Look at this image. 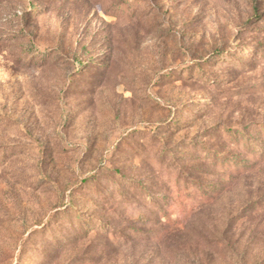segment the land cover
<instances>
[{"label":"rangeland","instance_id":"rangeland-1","mask_svg":"<svg viewBox=\"0 0 264 264\" xmlns=\"http://www.w3.org/2000/svg\"><path fill=\"white\" fill-rule=\"evenodd\" d=\"M0 264H264V0H0Z\"/></svg>","mask_w":264,"mask_h":264}]
</instances>
